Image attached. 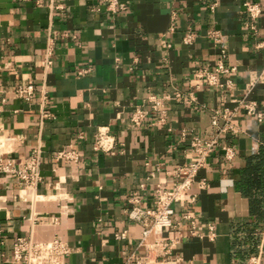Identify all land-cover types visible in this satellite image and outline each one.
Masks as SVG:
<instances>
[{
  "label": "crops",
  "instance_id": "0c3cea01",
  "mask_svg": "<svg viewBox=\"0 0 264 264\" xmlns=\"http://www.w3.org/2000/svg\"><path fill=\"white\" fill-rule=\"evenodd\" d=\"M118 2L124 10L113 14L103 0H0V153L18 167L38 149L42 176L34 190L20 191L15 179L0 175V264H21L12 261L19 238L60 237L69 248L63 264H124L131 254L142 255L141 228L127 218L130 199L154 208L155 188L173 181L166 172L190 162L191 140L212 132L211 110L231 111L243 98L257 103L262 120L237 111L232 131L221 135L198 174L206 188L192 185L196 201L175 205L174 228L162 239L178 238L167 264H264V191L248 190L254 176L245 173L264 150V83L245 91L264 70L258 47L264 0H216L213 11L210 0ZM246 2L261 10L256 33L247 27ZM211 29L223 35V66L234 69L219 75L232 81L230 91L196 77L214 73L221 59L206 36ZM187 32L190 45L182 42ZM47 57L52 64L45 68ZM28 82L35 91L26 103L11 90ZM190 93L194 101L187 100ZM150 96L162 100L165 123L149 112L134 126V109L148 111ZM98 129L114 138V155L92 151ZM223 145L235 152L231 162ZM68 147L79 151L78 163L52 159ZM186 213L202 239L190 236ZM121 232L126 238L116 240Z\"/></svg>",
  "mask_w": 264,
  "mask_h": 264
},
{
  "label": "built area",
  "instance_id": "2783aa9c",
  "mask_svg": "<svg viewBox=\"0 0 264 264\" xmlns=\"http://www.w3.org/2000/svg\"><path fill=\"white\" fill-rule=\"evenodd\" d=\"M106 3V9L110 13H117L124 10V7L119 5L118 0H103ZM208 5L209 10L213 11L216 8V0H210ZM244 9L250 18V23L247 27L250 31L256 33L254 21L260 16L261 10L256 4L249 2L244 3ZM207 38L215 47H219L223 40V35L219 30L211 29L206 34ZM193 41V34L187 32L182 42L184 45H190ZM259 48L264 49V42L258 44ZM219 54L221 59L218 61L214 73L207 71H198L196 77L202 80L206 85L214 88L230 91L233 88L231 80L220 81L219 75L233 72L234 69H227L222 64V59H225L226 53L219 47ZM50 56V51H48ZM52 64L51 59L47 57L44 62V67L48 68ZM83 71L78 72L80 76ZM264 83V70L259 75H254L250 78L245 91L246 94L254 87L256 83ZM34 86L32 82L25 85L15 86L11 92L13 95L24 102L29 103L34 95ZM4 91L0 87V104L5 101L2 98ZM188 95L189 101H194ZM182 95L177 94L176 98H181ZM45 105H47V99ZM149 110L145 111L140 107H136L130 117V122L134 126L141 125L146 119L147 115L159 114L157 123H165L167 113L164 109L163 102L154 96L147 98ZM238 110H241L247 116L255 117L257 121H261L263 114L258 110V105L255 101H245L243 98L237 102V106L233 110L223 109L222 111L211 110L210 126L212 132L205 137L195 136L191 140L190 148L193 159L188 163H183L174 167L171 171L166 172L173 181L170 188L163 189L160 186L155 188L157 195L154 208H141L138 205L137 199H130L131 207L127 212V218L139 225L141 228L139 246L144 247L145 251L142 255L131 254L124 264H167L170 261V256L175 246L178 243V238H173L168 241L162 239L164 230L174 228L172 223V216L174 214V207L179 203L185 205H192L196 201V195L190 194V189L194 183L197 184L198 189L206 188V180L198 179V174L207 166V161L213 147L219 145L221 135L227 131H232L231 120L236 116ZM222 124H219V121ZM181 136H185V131L181 132ZM2 144L0 142V148ZM117 144L114 138L105 130L98 129L94 135V142L92 144V151L95 153H104L114 155L116 153ZM223 158L227 162H231L235 156L234 150L226 145L221 147ZM40 151L37 149L31 153V156L22 165L16 167L12 160L5 158L0 153V175H7L16 180L20 191H32L41 182L42 176L40 173ZM52 159L65 163H78L81 159L79 151L68 147L56 151L52 155ZM183 219L189 223L190 236L202 239L203 237L196 232V225L194 216L191 213H186ZM116 240H124L126 238L125 232L116 233L114 235ZM209 241L215 238L213 226H208ZM151 239V240H150ZM69 254V248L66 243L60 238L55 236L51 241L45 243H34L31 240L19 238L13 245L12 261L21 264H63L64 257ZM253 264H256L253 259Z\"/></svg>",
  "mask_w": 264,
  "mask_h": 264
},
{
  "label": "trees",
  "instance_id": "16d2710c",
  "mask_svg": "<svg viewBox=\"0 0 264 264\" xmlns=\"http://www.w3.org/2000/svg\"><path fill=\"white\" fill-rule=\"evenodd\" d=\"M254 159H258L259 161L255 165L249 166L248 171L245 172L247 177L254 176L247 183L246 188L248 190L253 188L254 190L264 191V150L262 149Z\"/></svg>",
  "mask_w": 264,
  "mask_h": 264
}]
</instances>
